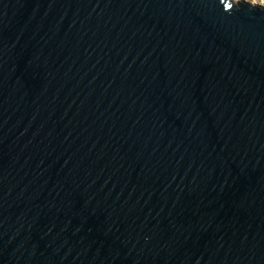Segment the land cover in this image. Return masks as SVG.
<instances>
[{"label":"water","instance_id":"water-1","mask_svg":"<svg viewBox=\"0 0 264 264\" xmlns=\"http://www.w3.org/2000/svg\"><path fill=\"white\" fill-rule=\"evenodd\" d=\"M0 264H264V6L0 0Z\"/></svg>","mask_w":264,"mask_h":264},{"label":"rangeland","instance_id":"rangeland-1","mask_svg":"<svg viewBox=\"0 0 264 264\" xmlns=\"http://www.w3.org/2000/svg\"><path fill=\"white\" fill-rule=\"evenodd\" d=\"M234 2L246 1L254 5L264 6V0H232Z\"/></svg>","mask_w":264,"mask_h":264}]
</instances>
